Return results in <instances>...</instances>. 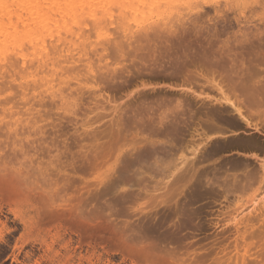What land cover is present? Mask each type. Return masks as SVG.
<instances>
[{"label":"rangeland","instance_id":"obj_1","mask_svg":"<svg viewBox=\"0 0 264 264\" xmlns=\"http://www.w3.org/2000/svg\"><path fill=\"white\" fill-rule=\"evenodd\" d=\"M234 1L135 0L54 67L14 58L0 264H264V0Z\"/></svg>","mask_w":264,"mask_h":264},{"label":"bare ground","instance_id":"obj_2","mask_svg":"<svg viewBox=\"0 0 264 264\" xmlns=\"http://www.w3.org/2000/svg\"><path fill=\"white\" fill-rule=\"evenodd\" d=\"M137 1L140 4L137 10L138 16L145 15V10H155L160 6L159 4L167 6L172 2V0H162L164 3H161L160 0ZM177 1L179 6L180 2ZM190 1L187 3L193 4ZM71 3L70 5L69 0H64V4L59 10V0H0V79L5 73H14L17 67L15 65L17 62L13 61L15 57V59L22 58L29 67L34 65L37 68L53 66L57 61L55 59L53 62V58L70 51L73 49L72 47L79 44H77L78 41L84 38V30L88 29L86 27H90L87 24V19L90 20L92 28L100 32L106 29L105 25L113 22L115 16L119 21L118 24H124L125 20L133 15L131 12L137 8L135 0H82L80 9L75 6V0H71ZM183 3L180 6H186L187 3ZM166 6L164 7L166 8ZM185 6L182 8L187 9ZM165 8L162 7L164 12ZM171 8L167 10L173 11ZM162 10L158 9L159 14L165 15L160 12ZM53 42L54 44H52ZM19 166H24V163H20ZM16 174L23 185H26L27 177L23 174L20 177L18 170H16ZM260 200L254 201L245 212L241 211L240 214L244 213L242 217L244 219L240 217L239 220L250 219L252 214L261 210ZM241 264L244 263L241 262ZM251 264L259 263L252 262Z\"/></svg>","mask_w":264,"mask_h":264},{"label":"snow or ice","instance_id":"obj_3","mask_svg":"<svg viewBox=\"0 0 264 264\" xmlns=\"http://www.w3.org/2000/svg\"><path fill=\"white\" fill-rule=\"evenodd\" d=\"M249 2V0H235V7H240L242 5H246Z\"/></svg>","mask_w":264,"mask_h":264}]
</instances>
